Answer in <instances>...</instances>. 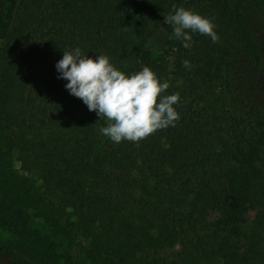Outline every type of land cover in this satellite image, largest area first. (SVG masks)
Here are the masks:
<instances>
[{
	"label": "trees",
	"instance_id": "16d2710c",
	"mask_svg": "<svg viewBox=\"0 0 264 264\" xmlns=\"http://www.w3.org/2000/svg\"><path fill=\"white\" fill-rule=\"evenodd\" d=\"M173 5L211 18L219 42L183 47ZM262 34L230 0H0V160L35 174L44 213L104 264H264ZM76 47L150 67L180 94L175 126L104 137L58 79Z\"/></svg>",
	"mask_w": 264,
	"mask_h": 264
},
{
	"label": "clouds",
	"instance_id": "9594fccd",
	"mask_svg": "<svg viewBox=\"0 0 264 264\" xmlns=\"http://www.w3.org/2000/svg\"><path fill=\"white\" fill-rule=\"evenodd\" d=\"M164 22L173 27L174 37L181 40L185 48L192 46L190 33L207 36L213 43L220 40L211 18L183 6L173 5L172 11L164 15ZM183 66L190 69V61H183ZM56 69L60 73L58 79L68 81L65 88L70 94L106 120L107 126L99 131L112 142L138 143L158 130L174 127L180 119L174 107L179 103V92L165 95L169 83L161 82L148 66L127 74L106 54L93 58L76 47L63 51Z\"/></svg>",
	"mask_w": 264,
	"mask_h": 264
},
{
	"label": "rangeland",
	"instance_id": "374dc122",
	"mask_svg": "<svg viewBox=\"0 0 264 264\" xmlns=\"http://www.w3.org/2000/svg\"><path fill=\"white\" fill-rule=\"evenodd\" d=\"M230 3L263 35L264 0ZM39 185L38 177L24 171L15 155L0 160V264H104L87 254L84 238L64 231V216L60 226L53 224L55 218L44 213L42 201H35Z\"/></svg>",
	"mask_w": 264,
	"mask_h": 264
}]
</instances>
